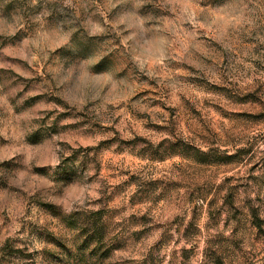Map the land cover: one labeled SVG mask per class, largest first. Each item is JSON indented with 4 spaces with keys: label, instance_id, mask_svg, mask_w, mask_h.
I'll list each match as a JSON object with an SVG mask.
<instances>
[{
    "label": "rangeland",
    "instance_id": "rangeland-1",
    "mask_svg": "<svg viewBox=\"0 0 264 264\" xmlns=\"http://www.w3.org/2000/svg\"><path fill=\"white\" fill-rule=\"evenodd\" d=\"M0 264H264V0H0Z\"/></svg>",
    "mask_w": 264,
    "mask_h": 264
}]
</instances>
